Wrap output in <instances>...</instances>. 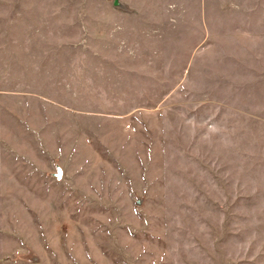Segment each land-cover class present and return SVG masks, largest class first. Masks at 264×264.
<instances>
[{"label": "rangeland", "instance_id": "obj_1", "mask_svg": "<svg viewBox=\"0 0 264 264\" xmlns=\"http://www.w3.org/2000/svg\"><path fill=\"white\" fill-rule=\"evenodd\" d=\"M1 171L0 264H264V0H0Z\"/></svg>", "mask_w": 264, "mask_h": 264}, {"label": "crops", "instance_id": "obj_2", "mask_svg": "<svg viewBox=\"0 0 264 264\" xmlns=\"http://www.w3.org/2000/svg\"><path fill=\"white\" fill-rule=\"evenodd\" d=\"M0 174H4V175H6L5 172H2V171L0 172ZM7 174H8V173H7Z\"/></svg>", "mask_w": 264, "mask_h": 264}]
</instances>
